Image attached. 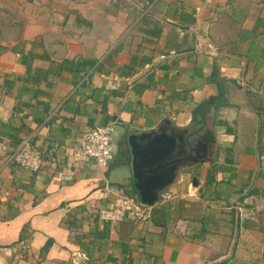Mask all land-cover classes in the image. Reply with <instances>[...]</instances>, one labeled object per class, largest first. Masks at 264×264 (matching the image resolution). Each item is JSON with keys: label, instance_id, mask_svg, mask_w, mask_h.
<instances>
[{"label": "crops", "instance_id": "1", "mask_svg": "<svg viewBox=\"0 0 264 264\" xmlns=\"http://www.w3.org/2000/svg\"><path fill=\"white\" fill-rule=\"evenodd\" d=\"M25 4L19 37L0 41V145L30 135L42 163L0 159V264H211L199 191L211 152L264 132V0ZM111 75L129 83L108 90ZM107 123L108 165L74 162L82 133ZM151 130L208 152L178 164L145 220L101 219L108 186L137 196L127 137Z\"/></svg>", "mask_w": 264, "mask_h": 264}, {"label": "rangeland", "instance_id": "2", "mask_svg": "<svg viewBox=\"0 0 264 264\" xmlns=\"http://www.w3.org/2000/svg\"><path fill=\"white\" fill-rule=\"evenodd\" d=\"M25 2L0 0V41L19 37L31 12V5ZM258 135L260 141L254 142L252 149L219 147L211 152L209 175L216 177L217 168L229 167L216 182L205 181L199 191L198 204L207 217L204 246L211 264L221 260L226 264H264V132L259 130ZM224 157L233 162L226 163ZM214 160L218 162L212 163Z\"/></svg>", "mask_w": 264, "mask_h": 264}, {"label": "built area", "instance_id": "3", "mask_svg": "<svg viewBox=\"0 0 264 264\" xmlns=\"http://www.w3.org/2000/svg\"><path fill=\"white\" fill-rule=\"evenodd\" d=\"M124 82L129 83L118 75H111L105 81V88L116 90ZM112 132L111 123L84 131L72 154L73 161L93 160L98 167L105 168L113 157ZM0 159L2 167L15 164L30 171H37L42 163L40 152L31 142L30 135L23 137L14 147L1 144ZM107 189L113 195V201L109 208L98 211L101 219L119 221L128 217L132 220H145L148 217V206L143 205L138 197L127 195L118 188L108 186Z\"/></svg>", "mask_w": 264, "mask_h": 264}, {"label": "water", "instance_id": "4", "mask_svg": "<svg viewBox=\"0 0 264 264\" xmlns=\"http://www.w3.org/2000/svg\"><path fill=\"white\" fill-rule=\"evenodd\" d=\"M127 141L133 186L140 202L150 207L157 202L159 192L172 181L178 164L191 156L194 145L188 136L179 143L161 130L130 134ZM192 183L195 184L194 179Z\"/></svg>", "mask_w": 264, "mask_h": 264}, {"label": "trees", "instance_id": "5", "mask_svg": "<svg viewBox=\"0 0 264 264\" xmlns=\"http://www.w3.org/2000/svg\"><path fill=\"white\" fill-rule=\"evenodd\" d=\"M147 1H152V0H147ZM259 150H261V148H259ZM206 181H215L216 182V179H215V176L214 175H207L206 177ZM137 197V196H136ZM158 213V216L160 217L161 216V210L157 212ZM153 223L155 225H160V223L156 222V221H153ZM199 224H200V227H199V234H202L204 235L205 232H206V224H207V217L205 215H201L200 219H199ZM218 264H226V261L225 260H221L218 262Z\"/></svg>", "mask_w": 264, "mask_h": 264}, {"label": "flooded vegetation", "instance_id": "6", "mask_svg": "<svg viewBox=\"0 0 264 264\" xmlns=\"http://www.w3.org/2000/svg\"><path fill=\"white\" fill-rule=\"evenodd\" d=\"M208 152V149H203V148H201V147H194V150H193V156H192V158L194 157V158H197V157H199L200 155H204V156H206V153Z\"/></svg>", "mask_w": 264, "mask_h": 264}]
</instances>
